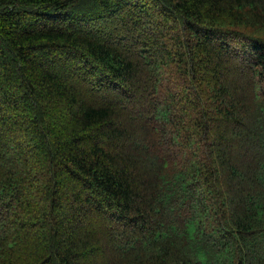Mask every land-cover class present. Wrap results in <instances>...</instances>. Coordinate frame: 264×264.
Segmentation results:
<instances>
[{
    "label": "trees",
    "instance_id": "trees-1",
    "mask_svg": "<svg viewBox=\"0 0 264 264\" xmlns=\"http://www.w3.org/2000/svg\"><path fill=\"white\" fill-rule=\"evenodd\" d=\"M0 264H264V0H0Z\"/></svg>",
    "mask_w": 264,
    "mask_h": 264
}]
</instances>
